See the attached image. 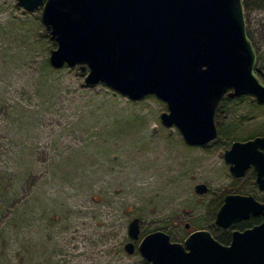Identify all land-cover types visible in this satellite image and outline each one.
Wrapping results in <instances>:
<instances>
[{
	"label": "rangeland",
	"instance_id": "374dc122",
	"mask_svg": "<svg viewBox=\"0 0 264 264\" xmlns=\"http://www.w3.org/2000/svg\"><path fill=\"white\" fill-rule=\"evenodd\" d=\"M247 3L264 73V0ZM41 10L0 0V264H149L137 250L148 232L183 242L196 229L218 239L250 227L214 219L226 194L263 201L251 169L233 177L223 153L264 134V104L231 97L216 118V141L188 145L162 124L166 103L154 95L131 101L103 84L85 86L76 66L46 68L56 46ZM200 183L204 194L195 192ZM134 217L141 233L128 254Z\"/></svg>",
	"mask_w": 264,
	"mask_h": 264
},
{
	"label": "water",
	"instance_id": "95a60500",
	"mask_svg": "<svg viewBox=\"0 0 264 264\" xmlns=\"http://www.w3.org/2000/svg\"><path fill=\"white\" fill-rule=\"evenodd\" d=\"M27 12L42 7L41 21L56 47L49 64L79 67L83 84L106 87L138 101L154 95L166 103L160 121L175 126L185 143L205 146L218 138L216 110L225 95H249L264 104V82L255 72L256 50L247 33L242 0H16ZM235 178L253 167L264 190V134L233 141L223 153ZM204 194V183L195 185ZM264 213L253 195L226 194L215 214L221 228ZM189 224H185L187 229ZM140 222L127 226L132 254ZM137 250L149 264H264V220L233 229L223 244L205 229L183 242L155 230Z\"/></svg>",
	"mask_w": 264,
	"mask_h": 264
},
{
	"label": "trees",
	"instance_id": "16d2710c",
	"mask_svg": "<svg viewBox=\"0 0 264 264\" xmlns=\"http://www.w3.org/2000/svg\"><path fill=\"white\" fill-rule=\"evenodd\" d=\"M242 2H243L244 11H245V12H244V13H245V19H246V21H247V16H248V15L246 14V9L248 8V5H249V4L247 3V0H242ZM257 6H260V5H257ZM246 15H247V16H246ZM247 33H248L249 38L251 39V36H250L248 30H247ZM251 41H252V40H251ZM52 44H53V46H56V42L53 41ZM45 67L51 69V65L49 64V62L46 61V63H45ZM76 67H77V66H76ZM78 70H79V72L81 73L79 67H78ZM255 72L257 73V75L259 76V78L264 82V73H263V71H261L260 68L255 67ZM81 74L84 75V73H81ZM93 86H94V85H93ZM89 87H91V86H89ZM146 96H147V95H146ZM231 99H232V98L229 97V96H225V97L222 99L221 103L219 104V106L217 107V110H216V118H217V116L219 115V110H220V108H221V106H222V103L225 102L226 100L229 101V100H231ZM218 121H219V120L216 119V124H217V127H218V131H220L221 133H223V132H222V128H221V126L218 124ZM263 201H264V198H263ZM259 221H261L260 218H258V217H254V218H251V219H250L249 221H247V222H241L240 224L236 225L235 228H243L244 226H250V225H252L253 223H258ZM217 240H218L219 242L223 243V244H228L229 241H230V235H229V237H225V236L221 237V236H220Z\"/></svg>",
	"mask_w": 264,
	"mask_h": 264
},
{
	"label": "flooded vegetation",
	"instance_id": "af4514ba",
	"mask_svg": "<svg viewBox=\"0 0 264 264\" xmlns=\"http://www.w3.org/2000/svg\"><path fill=\"white\" fill-rule=\"evenodd\" d=\"M225 96H227V95H225ZM224 96V97H225ZM223 97V98H224ZM251 139V138H250ZM249 169H251V174H252V177L254 178V181H255V173H254V170H253V167L251 166L250 168H248V170ZM247 170V171H248ZM246 171V172H247ZM245 175V174H244ZM255 184H256V182H255ZM257 185V184H256ZM259 189V188H258ZM260 190V189H259ZM264 191V190H263ZM239 194V193H238ZM261 202H264V201H261ZM254 217H258V218H260L261 219V221H259L258 223H260V222H262L263 220H264V213H262V214H259V215H257V216H251L249 219H247V220H250L251 218H254ZM247 220H244V221H247ZM258 223H254V224H252V225H250V227L251 226H253V225H255V224H258ZM246 228H248V227H246ZM245 229V228H244ZM239 230V229H238ZM231 236V235H230Z\"/></svg>",
	"mask_w": 264,
	"mask_h": 264
},
{
	"label": "bare ground",
	"instance_id": "6f19581e",
	"mask_svg": "<svg viewBox=\"0 0 264 264\" xmlns=\"http://www.w3.org/2000/svg\"><path fill=\"white\" fill-rule=\"evenodd\" d=\"M212 174H213L214 178L217 177V175H218L217 171H212Z\"/></svg>",
	"mask_w": 264,
	"mask_h": 264
}]
</instances>
